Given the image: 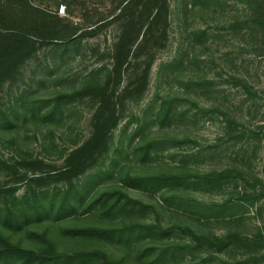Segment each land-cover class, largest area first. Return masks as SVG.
<instances>
[{
	"label": "rangeland",
	"instance_id": "374dc122",
	"mask_svg": "<svg viewBox=\"0 0 264 264\" xmlns=\"http://www.w3.org/2000/svg\"><path fill=\"white\" fill-rule=\"evenodd\" d=\"M8 1L0 0L5 4ZM170 1L169 24L163 19L156 20L148 32L154 13L148 17L150 10L144 9L143 0H137L134 7L120 16L122 0H30L50 15L73 22L79 33L96 30L81 42L78 53L70 47L64 59L50 46L41 49L36 58L23 66V75L14 84L0 89V113L11 112L15 106L20 114L24 102L29 109L34 101L44 111L59 92L73 91L92 79L104 86L109 73V93H117L131 80L129 66L122 76L114 69L117 48H131L129 61L133 60L148 32V41L138 62L154 55L150 83L140 100L127 102L123 119L115 129L114 156L118 166L113 180H119L127 169L132 174L179 170L176 172H185L189 179V183L175 190L167 186L155 192L129 188L130 194L143 202L136 206L145 211L133 219L156 225L152 230L144 229L154 236L140 239L143 245H154V254L164 253V256L169 250L174 251L175 257H163L159 263L151 264H188L191 256H195L196 263L209 257L203 264H264V198L255 205L241 200L244 206L238 202L244 187L250 186L247 180L251 183L256 177L264 180V39L259 37L264 24L248 20L254 3L264 6V0ZM62 4L66 10L61 14ZM198 29L208 31L202 40L195 38L194 32ZM175 57L178 60L173 62ZM100 68L103 70L91 76L94 69ZM233 75L246 77L254 88L253 94L232 82ZM210 80L213 83L207 82ZM99 98L87 96L78 100L74 107L64 108V117L59 120H39L30 111L27 117L20 115L16 122L0 129V158L17 154L9 141L10 135L17 132L25 147L44 156L50 167L62 166L60 150L64 145L71 147L73 140L90 136ZM163 105H171L169 117L161 115ZM211 106L219 108L204 110ZM229 115L239 123L234 135L228 132ZM53 140L57 148L45 150L43 144ZM149 145L150 156H145ZM232 167H241L244 171L232 170L230 179L222 187L204 184L197 176ZM29 174L40 176L45 172L30 170ZM12 179L8 170L0 166V185ZM226 201L236 204L223 205ZM80 217L83 223V215ZM73 222L74 218L70 217L51 224L60 232L65 224ZM180 226L209 235L235 231L251 236L261 230L263 240L252 249L231 245L217 252L207 245L198 247V240L184 234ZM168 227H172L170 234L163 232ZM23 237L25 241L42 243L39 237ZM65 241L60 251L71 247L72 241ZM184 242L191 243L192 247L182 250ZM106 248L110 254L122 252L118 243H107ZM182 251L186 254L184 263L179 262ZM135 253L132 252L133 259ZM128 264L142 263L131 260Z\"/></svg>",
	"mask_w": 264,
	"mask_h": 264
},
{
	"label": "trees",
	"instance_id": "16d2710c",
	"mask_svg": "<svg viewBox=\"0 0 264 264\" xmlns=\"http://www.w3.org/2000/svg\"><path fill=\"white\" fill-rule=\"evenodd\" d=\"M136 1L122 0L118 16L134 7ZM143 3L144 9L150 10L148 17H152L154 13L148 32L156 20L163 19L167 25L169 24L170 0H143ZM252 10L248 20L259 25L264 24V6L255 2ZM236 24L237 22L233 27ZM95 30L87 29L79 33L73 22L58 15H50L43 8L31 4L30 0H9L8 4L0 2V89L14 84L23 75V66L36 58L41 49L50 46L55 54L59 52V57L64 59L70 47L76 48L75 52L78 53L81 42ZM148 32L139 43L133 60L129 61L131 48L125 46L117 48L114 54L115 71L122 76L128 66L131 69L130 82L117 93H109L111 76L109 73L104 80L106 81L104 86L98 85L99 82L94 83L92 79L73 91L59 92L52 97L53 104L44 111H41L42 108L40 105L37 106L36 101L29 109L24 102L20 114L15 106L11 107V112L1 111L0 129L6 128L8 123L16 122L20 115L27 117L28 111L33 118L43 121L63 119L64 108L74 107L78 100L87 96H100L93 115V130L90 136L73 140L71 147L66 145L61 147L60 156L63 158V164L60 167H50L44 156L25 147L17 132L10 135L9 141L17 154L9 158H0V166L8 170L13 178L0 185V264H128L131 260L132 263L151 264L159 263L163 257H175L172 249L167 256H164V253L154 254L156 250L154 245L144 246L141 242L140 239L144 236H154V233H145L144 229L152 230L156 225H146L133 219L135 215L139 216L145 211L136 206L143 205V202L133 197L129 188L152 192L166 186L169 190L179 189L182 184L189 181L186 173L168 170L132 174L127 169L119 180H113L114 169L118 166V160L114 156L117 149L115 129L123 119L122 112L127 102L140 100L150 83L154 55H150L143 62H138L141 50L148 41ZM207 32L198 29L194 32L195 38L202 40ZM259 37L264 39V29ZM262 51L264 52V49ZM177 60L175 57L173 62ZM52 61L56 64L55 57ZM101 70L103 69H94L91 76ZM207 82L213 83L212 80ZM232 82L244 87L247 93L253 94L254 88L243 75H233ZM70 103L72 104L67 106ZM171 108V105H163L164 113L161 115L164 118L169 117ZM215 108L219 107L211 106L204 110L213 111ZM237 125H239L237 119L229 115L227 127L230 135L236 134ZM57 146L54 140L43 144L45 150L47 147ZM150 150L149 145L145 149V156H150ZM30 170L34 173L42 170L45 175H30ZM232 170L244 171L241 167H232L211 170L197 176L204 184L222 187L230 179ZM247 182L250 186L244 187L245 192L238 202L244 206V202L255 205L264 198V180L256 177L253 183L250 179ZM21 189L23 191L20 193ZM229 204L236 203L230 201L223 203L227 206ZM80 215H83V223L80 222ZM70 217L74 218L73 223L65 224L60 232L53 229L52 221ZM120 217H122L120 221H115ZM180 227L184 234L198 240V247L207 245L217 252L231 245L252 249L259 240H263L261 230L251 236L235 231L209 235L198 234L189 227ZM171 229L172 227L165 228L163 232L170 234ZM23 236L39 237L42 243H35L34 240L25 241ZM64 239L65 242L72 241L71 247L69 250L60 251ZM107 243H118L122 249L121 254L117 255L115 252L110 254L106 248ZM181 247L183 250L192 245L184 242ZM133 251H136L135 259L132 257ZM189 258L188 264H203L202 262H208L209 259L205 257L196 263L195 256ZM185 260L186 254L182 251L179 262L184 263Z\"/></svg>",
	"mask_w": 264,
	"mask_h": 264
},
{
	"label": "built area",
	"instance_id": "2783aa9c",
	"mask_svg": "<svg viewBox=\"0 0 264 264\" xmlns=\"http://www.w3.org/2000/svg\"><path fill=\"white\" fill-rule=\"evenodd\" d=\"M65 10H66V5L62 4L59 8V12L62 14V13H65Z\"/></svg>",
	"mask_w": 264,
	"mask_h": 264
}]
</instances>
